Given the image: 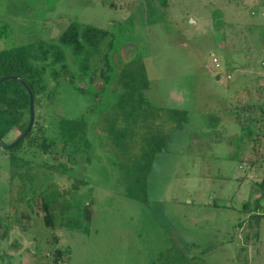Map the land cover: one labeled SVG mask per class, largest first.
Segmentation results:
<instances>
[{"label": "rangeland", "instance_id": "obj_1", "mask_svg": "<svg viewBox=\"0 0 264 264\" xmlns=\"http://www.w3.org/2000/svg\"><path fill=\"white\" fill-rule=\"evenodd\" d=\"M73 21L108 30L88 55L94 88L48 67L36 128L57 142L63 117L86 129L47 159L36 130L12 158L0 144V264H55L56 247L63 264H264V0H0V48Z\"/></svg>", "mask_w": 264, "mask_h": 264}, {"label": "trees", "instance_id": "obj_2", "mask_svg": "<svg viewBox=\"0 0 264 264\" xmlns=\"http://www.w3.org/2000/svg\"><path fill=\"white\" fill-rule=\"evenodd\" d=\"M259 3L262 4V2ZM260 7L259 9L257 8V10L253 9V11L255 10L256 12V16H254L256 18L259 16V11L261 10ZM107 33L108 30L105 28L73 21L70 22L65 29L59 32L54 39L23 43L9 48H0V77L3 75L13 74L21 78V80H19L15 77H8L5 80L0 81V140H2L12 129L20 130V133L16 136L17 138L26 128L29 121V94L27 87L31 90L34 99L35 115L33 125L30 131L23 138H21L13 147L8 149L10 158H12L14 151L21 146L24 139L27 138V140L30 141V136L34 130H36V134H38L39 137L33 142L42 154H50L51 152L58 153L59 149L64 150V147L67 146L68 143L76 148V143L79 141V137L84 134L86 129L85 119L82 116L73 118L63 117L59 120V127L63 138L58 142L51 139L49 140L43 135V125H39L36 128L38 125L35 112L36 104L39 103L43 97L51 100L53 94L47 90L44 73L48 67H51L52 78L55 80H58V78L61 77H67V74H69V81L75 89L84 92L85 90L94 88L91 85V82H93L94 71L96 74V69H91L88 55L93 47L95 48V52L99 50L101 45L100 42L107 35ZM61 46H69L71 48L72 54L78 61V75H75V71L68 68L67 63L65 62V52ZM102 58L103 55L101 56V59ZM106 66L108 67L107 69L101 67L100 70V75L103 77L104 85L99 88L95 87L96 98L100 92H105L104 88H107V84L114 79V77H111V73L109 74L108 72L111 67H109V65ZM84 70L85 73L82 74V71ZM125 71L126 68L122 71V74ZM74 77L81 79L84 85H76L73 81ZM23 82L27 87L23 84ZM256 90L263 91L264 93V87L256 86ZM261 104V111L264 114V101ZM251 107H253V105H251ZM246 114L247 113H245L242 118L244 121H249L250 118L246 117ZM259 129H264V123L259 126ZM58 145L60 147H56ZM69 152H74V150L71 149ZM50 165L53 167V164ZM259 184L264 189V179H262ZM263 196L264 194L255 199L254 207L256 209L259 208L260 201ZM41 197L42 198L39 197V209L43 215L41 217L47 227L55 228L56 223L47 195H42ZM30 202L31 200L29 203ZM24 214L27 218H30L31 216L26 212ZM36 215H38V213H36ZM254 215L257 216V223L258 218L262 215V213H255ZM86 216L88 218L90 217V212H88V210L86 211ZM28 224L29 223L22 224L24 229L27 228ZM55 251L57 253V258L62 256L61 261L64 258L68 260L69 252L67 249L56 247ZM61 261L54 260V263L58 264ZM60 264L63 263L61 262Z\"/></svg>", "mask_w": 264, "mask_h": 264}, {"label": "water", "instance_id": "obj_3", "mask_svg": "<svg viewBox=\"0 0 264 264\" xmlns=\"http://www.w3.org/2000/svg\"><path fill=\"white\" fill-rule=\"evenodd\" d=\"M8 77H15V78H18L19 80H21V78H19L17 75L12 74V75L1 76L0 81L5 80ZM218 77H219V75H216V78H218ZM23 84L26 86V84L24 82H23ZM27 91L29 94V121H28V124H27L26 128L24 129V131L16 139H14L12 142L5 143L2 140H0V144L5 149H10L11 147H13L21 138H23L30 131V129L33 125L34 115H35L34 114V99H33V94L28 87H27Z\"/></svg>", "mask_w": 264, "mask_h": 264}, {"label": "crops", "instance_id": "obj_4", "mask_svg": "<svg viewBox=\"0 0 264 264\" xmlns=\"http://www.w3.org/2000/svg\"><path fill=\"white\" fill-rule=\"evenodd\" d=\"M259 74H257L256 76H257V78H259L260 80H263L264 79V69H259ZM43 155H45V158L47 159L48 157H47V155L46 154H43ZM50 208L52 209V207L50 206ZM60 234V233H59Z\"/></svg>", "mask_w": 264, "mask_h": 264}, {"label": "built area", "instance_id": "obj_5", "mask_svg": "<svg viewBox=\"0 0 264 264\" xmlns=\"http://www.w3.org/2000/svg\"><path fill=\"white\" fill-rule=\"evenodd\" d=\"M216 63V66L218 65V63H217V59L214 57V59H213ZM262 63L264 64V61H262Z\"/></svg>", "mask_w": 264, "mask_h": 264}]
</instances>
